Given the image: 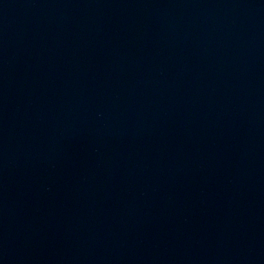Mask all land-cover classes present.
<instances>
[{"label": "water", "instance_id": "obj_1", "mask_svg": "<svg viewBox=\"0 0 264 264\" xmlns=\"http://www.w3.org/2000/svg\"><path fill=\"white\" fill-rule=\"evenodd\" d=\"M0 264H264V0H0Z\"/></svg>", "mask_w": 264, "mask_h": 264}]
</instances>
